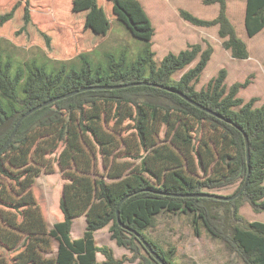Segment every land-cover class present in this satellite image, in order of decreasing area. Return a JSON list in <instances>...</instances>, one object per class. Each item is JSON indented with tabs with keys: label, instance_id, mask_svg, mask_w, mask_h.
<instances>
[{
	"label": "trees",
	"instance_id": "16d2710c",
	"mask_svg": "<svg viewBox=\"0 0 264 264\" xmlns=\"http://www.w3.org/2000/svg\"><path fill=\"white\" fill-rule=\"evenodd\" d=\"M108 1L109 7L103 0H73L71 22L81 19L80 12L84 18L78 25L79 45L86 47L84 39L94 29L99 34L102 23L110 24L113 17L144 39L135 56L127 49L109 50L98 60L92 57L94 49H85L74 59H59L53 29L47 34L39 28L45 38L33 34L38 28L32 0L0 6V36L15 41L13 30H26L51 56L17 64L10 54L5 59L0 54V147L23 113L88 88L31 113L0 153V264H161L119 224L118 206L121 222L140 233L167 264H177L173 251L147 233L163 212L193 215L196 232L202 224L244 264H264V221H246L240 213L245 202L255 212L264 211V104L257 106V97L240 96L248 79L229 87L225 67L198 87L214 51L211 45L190 44L158 61L150 41L154 28L143 6L137 0ZM205 2L219 4L217 17L203 19L181 9L182 17L196 26H218L223 47L237 59L248 58V45L227 13V0ZM244 25L249 37L264 29V0H246ZM137 82L177 89L224 118L151 84L103 88ZM126 119L133 121V130L124 135ZM244 133L250 142L249 164ZM55 163L66 181L59 204L63 218L50 228L34 185L43 173L55 172ZM248 173L246 188L234 200L174 195L214 193L238 184L229 196ZM79 216L85 217V230L74 238L72 227ZM106 227L130 256L117 258L110 246L95 243V234ZM97 253L105 259L98 261Z\"/></svg>",
	"mask_w": 264,
	"mask_h": 264
},
{
	"label": "rangeland",
	"instance_id": "374dc122",
	"mask_svg": "<svg viewBox=\"0 0 264 264\" xmlns=\"http://www.w3.org/2000/svg\"><path fill=\"white\" fill-rule=\"evenodd\" d=\"M17 0H0V6L11 7ZM144 8L151 24L154 28V35L151 38L152 50L155 58L160 61L168 52L178 53L187 48L190 44L199 43L203 48L207 45L213 46L212 57L203 71L202 79L198 87L206 84L208 80L216 75L219 70L225 67L228 71L226 84L230 87L236 81L248 79L247 88L241 89L240 96L250 99L257 97V106L264 104V29L249 37L244 25V14L246 0H227V13L237 28L238 35L247 43L249 57L237 59L231 51L223 47V40L219 36V27H202L191 24L184 19L180 13L181 9L190 11L192 14L203 18L213 19L218 16L220 6L218 3H206L205 0H137ZM73 0H32V18L38 30L33 34L40 38H45L42 31L47 34L53 29L56 34V49L59 59H74L81 51L94 49L92 57L103 60L107 51H119L127 49L129 56H135L138 50L144 45L143 38L137 34V30L124 23H120L111 17L110 24L102 23V31L98 34L96 29L93 35L84 39L86 47L79 45L78 29L83 22V12H80L81 19L75 23L71 17V7ZM105 5L110 6V1L103 0ZM90 8V6H89ZM89 12V9H86ZM18 27V26H17ZM17 29V28H16ZM13 30L15 41L5 36H0V54L2 58L11 55L17 62L37 58L47 61L51 57L42 46L36 45L32 41L31 33ZM48 30V31H47ZM20 40L22 42H20ZM23 41L25 43H23ZM23 43V45H22ZM44 46V45H43ZM45 47V46H44ZM63 50L61 53L60 51ZM114 122H109L111 125ZM133 121L126 119L122 122V132L124 135L133 130ZM164 133L161 132L163 137ZM58 151L51 157H56ZM121 159L123 158L121 155ZM97 165L103 169L102 156L97 153ZM56 170L51 174L43 173L34 185V192L41 205L43 213L50 228L63 215L60 210V199L65 178L62 176L59 166L55 163ZM238 184L213 189L215 194L227 195L234 192ZM240 213L246 221H264V211L255 212L251 206L245 202L240 208ZM83 219H77L73 236H79L77 231L82 227ZM149 236L157 240L165 250L173 251V260L177 264H244L242 259L234 252H231L223 241L212 236L202 224L199 232L195 231L193 215L174 214L163 212L156 218L155 226L147 230ZM111 238L108 227L99 232V242L109 245ZM54 249L58 246V241L53 240ZM130 256V252L119 247L116 243V257L123 255ZM125 264H136V262H126Z\"/></svg>",
	"mask_w": 264,
	"mask_h": 264
},
{
	"label": "water",
	"instance_id": "95a60500",
	"mask_svg": "<svg viewBox=\"0 0 264 264\" xmlns=\"http://www.w3.org/2000/svg\"><path fill=\"white\" fill-rule=\"evenodd\" d=\"M143 84H151V83H148V82H137V83H130V84H123V85H119V86H110V87H103V88H106V89H114V88H118V87H126V86H132V85H143ZM153 86H156V87H161V88H165L166 90L168 91H171V92H174V93H177L179 94L182 98H184L185 100L189 101L190 103L194 104L195 106L219 117V118H224L223 116H221L220 114L210 110L209 108H206V107H203L201 106L200 104L196 103L195 101H193L191 98H189L188 96H186L184 93L180 92L179 90L177 89H174V88H171V87H168V86H164V85H159V84H151ZM93 88H96V87H93ZM98 88H102V87H98ZM85 89H88V88H82L80 90H76V91H72V92H69V93H66V94H62V95H59V96H56L52 99H49L47 101H44L43 103H40L34 107H32L31 109H29L28 111H26L25 113H23L18 121L16 122L15 124V127L10 135V137L8 138V140L4 143V145L2 147H0V153L11 143V141L13 140L14 136L16 135V132H17V129L19 127V125L21 124V122L27 117L29 116L31 113H33L34 111L38 110V109H41L42 107L44 106H47L59 99H62L64 97H67V96H70V95H73V94H76L78 93L79 91H82V90H85ZM244 137H245V143H246V155H247V162L249 164V161H250V142H249V138L247 136L246 133H244ZM250 172V170H249ZM248 179H249V173L246 177V180L244 181L243 185L238 189V191H236L234 194L232 195H229V196H226V195H219V194H215V193H198V194H188V195H181V194H174L175 196H194V197H211V198H214V199H218V200H224V201H230V200H234L236 199L237 197H239L242 192L244 191V189L246 188L247 186V183H248ZM128 197H130V195H127L125 196L121 201L120 203L124 202ZM119 208V206H118ZM117 208V218H118V222L119 224L131 231L132 233H134L140 240L141 242L144 244V246L146 247V249L152 254V256L158 261L160 262L161 264H167L165 262V260L152 248V246L149 244V242L140 234L138 233L137 231H135L134 229L132 228H129L128 226H125L124 223L121 222L120 220V216H119V210Z\"/></svg>",
	"mask_w": 264,
	"mask_h": 264
},
{
	"label": "crops",
	"instance_id": "0c3cea01",
	"mask_svg": "<svg viewBox=\"0 0 264 264\" xmlns=\"http://www.w3.org/2000/svg\"><path fill=\"white\" fill-rule=\"evenodd\" d=\"M246 7V6H245ZM79 218H82L83 219V224H82V227L80 228V231H77V233H78V235L79 236H77V237H74L73 236V232H74V229H75V223L77 222V219H79ZM85 217L84 216H79V217H77V218H75L74 219V223H73V227H72V236L74 237V238H78V237H81V236H83V233H84V230H85ZM49 226V225H48ZM101 230H99L96 234H95V243L97 244V245H104L103 243L104 242H102V243H100L99 242V232H100ZM106 245V244H105ZM109 245H110V247L114 250V254H115V256H116V241L115 240H113L112 238H109ZM57 249V248H56ZM118 258V257H117ZM120 258V257H119ZM105 259V257H104V255L103 254H101V253H97V260L98 261H103Z\"/></svg>",
	"mask_w": 264,
	"mask_h": 264
}]
</instances>
